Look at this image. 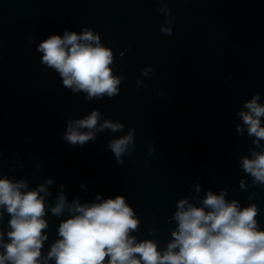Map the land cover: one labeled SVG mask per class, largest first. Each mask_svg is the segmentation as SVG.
Wrapping results in <instances>:
<instances>
[{"label": "clouds", "instance_id": "obj_1", "mask_svg": "<svg viewBox=\"0 0 264 264\" xmlns=\"http://www.w3.org/2000/svg\"><path fill=\"white\" fill-rule=\"evenodd\" d=\"M160 31L165 35L172 33L170 27L162 26ZM37 51L43 54L41 63L53 69L62 85L73 93H86L87 100L118 95L123 77L113 75V51L100 43V35L93 30L85 27L80 34L65 31L63 36L51 35L38 45ZM150 71L147 68L142 75L147 76ZM259 100V94L253 95L244 103L247 111L238 113L257 145L264 140V126H261L264 105ZM100 116L98 110H93L82 119L69 120L63 139L70 145L83 146L94 141L97 132L124 130L122 123L111 120L97 127ZM236 130L243 132L241 126ZM134 131L129 129L126 135L108 143L121 165L123 156L135 149ZM253 156V159L243 158V170L253 177V185L264 186V152H254ZM52 183L48 179L37 188L27 190L24 180L0 178V209H3L0 220L4 212L10 217L7 242L5 233L0 231L3 249L0 264H47L48 260H54L55 264H264V229L258 224L257 204L241 207L237 200L229 202L225 199V190L219 194L208 191L202 206L179 200L172 217L177 228L171 233L173 239L161 250L155 241H137L131 235L140 221L124 196L102 201L97 196L100 202L91 204H82L79 199L69 203L61 191L52 206L45 199L51 195L46 185ZM196 190L200 191L199 185ZM49 210L57 217L67 211L68 217L59 224L60 239L51 245L42 260L41 250L48 239L45 216Z\"/></svg>", "mask_w": 264, "mask_h": 264}]
</instances>
